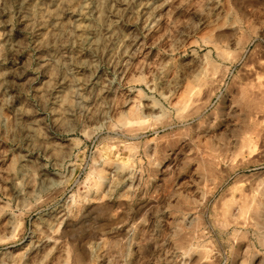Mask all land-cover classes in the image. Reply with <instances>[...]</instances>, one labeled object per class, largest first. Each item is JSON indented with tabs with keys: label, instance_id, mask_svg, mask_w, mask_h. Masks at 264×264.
<instances>
[{
	"label": "clouds",
	"instance_id": "obj_1",
	"mask_svg": "<svg viewBox=\"0 0 264 264\" xmlns=\"http://www.w3.org/2000/svg\"><path fill=\"white\" fill-rule=\"evenodd\" d=\"M0 264H264V0H0Z\"/></svg>",
	"mask_w": 264,
	"mask_h": 264
}]
</instances>
